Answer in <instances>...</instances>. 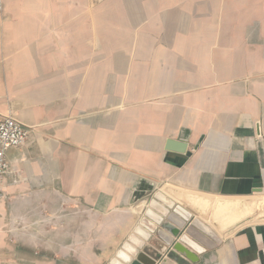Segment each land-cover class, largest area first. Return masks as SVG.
Masks as SVG:
<instances>
[{"label":"crops","instance_id":"0c3cea01","mask_svg":"<svg viewBox=\"0 0 264 264\" xmlns=\"http://www.w3.org/2000/svg\"><path fill=\"white\" fill-rule=\"evenodd\" d=\"M0 1V120L29 128L0 264H116L147 211L212 230L185 264H264V217L230 222L264 211V0Z\"/></svg>","mask_w":264,"mask_h":264},{"label":"water","instance_id":"95a60500","mask_svg":"<svg viewBox=\"0 0 264 264\" xmlns=\"http://www.w3.org/2000/svg\"><path fill=\"white\" fill-rule=\"evenodd\" d=\"M237 207L239 208L240 204ZM256 207L251 212H246L244 216L238 217L243 214L241 212L235 219L232 218L230 222L235 226H239L252 217L258 219L264 217V211L257 213ZM147 212L146 215L152 217L154 224L159 227L158 229L153 225L149 227L150 234H154L157 240L151 244L154 250L143 249L142 246L139 248L132 247L128 250V253L123 251L119 253V261L116 264H158L159 261H161V264H167V261L170 260L177 264L196 263L199 259L198 254L202 251L197 243H207L204 240L206 237L217 241L212 230L197 219L191 222L187 215L183 216L178 213L180 220L173 215H168L167 220H164L151 211ZM188 222L191 223L189 224L190 227H186ZM137 231L140 232V228ZM179 258L181 261H179Z\"/></svg>","mask_w":264,"mask_h":264},{"label":"built area","instance_id":"2783aa9c","mask_svg":"<svg viewBox=\"0 0 264 264\" xmlns=\"http://www.w3.org/2000/svg\"><path fill=\"white\" fill-rule=\"evenodd\" d=\"M28 129L11 116L0 120V198L3 197L4 180L10 170L6 156L7 152L24 145L27 139Z\"/></svg>","mask_w":264,"mask_h":264},{"label":"bare ground","instance_id":"6f19581e","mask_svg":"<svg viewBox=\"0 0 264 264\" xmlns=\"http://www.w3.org/2000/svg\"><path fill=\"white\" fill-rule=\"evenodd\" d=\"M195 201V200H194ZM199 202V201H198ZM245 202V201H244ZM245 205H247V203H245L244 205H243V207L242 208H244L245 207ZM219 206V205H218ZM220 206L222 207V208H225L226 209V211H229L230 209H231V206H234L235 208L237 207V203H234V204H224V203H221L220 204ZM217 209V208H216ZM222 211V210H221ZM219 212V211H218ZM180 214L181 215H185V214H183V213H181L180 212Z\"/></svg>","mask_w":264,"mask_h":264}]
</instances>
